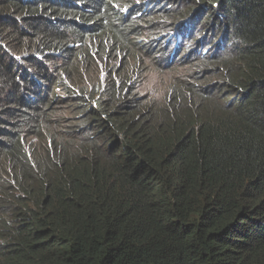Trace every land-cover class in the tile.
I'll list each match as a JSON object with an SVG mask.
<instances>
[{"label":"trees","instance_id":"16d2710c","mask_svg":"<svg viewBox=\"0 0 264 264\" xmlns=\"http://www.w3.org/2000/svg\"><path fill=\"white\" fill-rule=\"evenodd\" d=\"M0 264H264V0H0Z\"/></svg>","mask_w":264,"mask_h":264},{"label":"clouds","instance_id":"9594fccd","mask_svg":"<svg viewBox=\"0 0 264 264\" xmlns=\"http://www.w3.org/2000/svg\"><path fill=\"white\" fill-rule=\"evenodd\" d=\"M98 64H99V67H98L97 72L101 69L98 72V76L101 79V85H102L103 84V80H105L107 78L106 72H108V71H106V68L105 67H107L108 65H104L102 63H98ZM143 72H144V70H142L140 72V74L137 76V79H139L140 75H143L142 74ZM145 73L146 74H145V77H144L143 81L141 82V85L136 90L138 91L140 89L141 91H143L142 94H140L138 92L140 97H143V98H146V99H148V98L154 99V98L158 97L159 94L162 93V91L164 89V86L163 87H160L159 85H157V83H154V84H152L150 86V88H147V86H148L147 80L151 76H153L155 78L158 74H162V73L159 70H157L156 68H150L149 70L145 71ZM156 79H157V77H156ZM162 79L164 80V78H162ZM92 80L93 79H91L90 81H88V82L85 83L87 87H90V85L92 83ZM160 80H159V82H160ZM74 81H75V76L71 79V82H74ZM68 83L70 85H68L67 87L70 88L71 90H73V91L79 90L77 88V85L76 84H71L70 82H68ZM166 85H168V84L166 83ZM156 93H157V95H156ZM159 103L162 106H164L163 100L160 101ZM70 117H71V115L68 114L66 111H65V115L60 116V118L63 119V123H65L66 120H68V118H70Z\"/></svg>","mask_w":264,"mask_h":264},{"label":"rangeland","instance_id":"374dc122","mask_svg":"<svg viewBox=\"0 0 264 264\" xmlns=\"http://www.w3.org/2000/svg\"><path fill=\"white\" fill-rule=\"evenodd\" d=\"M156 77L155 78L153 76L149 77V79L147 80L148 82L147 88H150V86L154 83H157V85H159L160 87L165 86L166 83L169 84V79L167 78L168 76H165L164 74H158ZM162 78H164V80ZM77 88L80 90L81 86H77Z\"/></svg>","mask_w":264,"mask_h":264}]
</instances>
